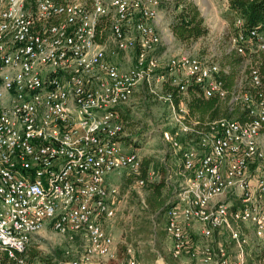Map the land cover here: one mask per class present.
Segmentation results:
<instances>
[{"label": "built area", "instance_id": "obj_1", "mask_svg": "<svg viewBox=\"0 0 264 264\" xmlns=\"http://www.w3.org/2000/svg\"><path fill=\"white\" fill-rule=\"evenodd\" d=\"M160 21L159 0H0V264H42L26 251L46 223L70 242L85 239L59 264H144L131 246L118 257L101 219L115 214L110 174L126 170L140 187L156 177H139L141 156L121 147L119 108L140 85L156 93L152 83L166 80L181 96L197 85L245 112L200 122L182 97L161 94L172 108L161 136L179 157L164 204L172 264H264V254L250 259L245 231L264 244V30L236 20L230 48L249 65L226 88L222 67L195 53L160 62ZM106 41L129 54L128 68ZM189 135L197 142L179 140Z\"/></svg>", "mask_w": 264, "mask_h": 264}, {"label": "rangeland", "instance_id": "obj_2", "mask_svg": "<svg viewBox=\"0 0 264 264\" xmlns=\"http://www.w3.org/2000/svg\"><path fill=\"white\" fill-rule=\"evenodd\" d=\"M177 1L180 0H159V12L165 26L180 10ZM189 1L198 6L208 32L184 47L193 54L217 62L223 68L234 54L229 41L236 31V26L228 12L229 0ZM106 44L110 54L114 51V56H123L124 53H118L110 41H106ZM258 54L261 59L264 57V51ZM166 55H169V52ZM248 65L246 59L234 62L236 75L244 77ZM159 72L158 70L156 74ZM152 85L156 86V93L150 91L146 85H140L129 100L119 108L120 111L128 110L130 119L128 124H125L123 120L124 134L132 137L128 139L122 135L120 145L124 150H136L141 158H151L153 164L162 163L164 165L166 163L164 167L168 171L175 169L179 161L178 154H175L171 145L163 141L161 136L162 130H170L172 127V108L161 97L162 84L153 82ZM150 166L154 165L150 164ZM108 182L118 187V194L112 198L115 214L109 219H101V224L114 238L116 245L131 246L135 258L144 264H159L157 261L159 255L163 257L164 264H172L173 260L169 253L170 241L165 237L164 232L165 216L146 210L144 187L138 186L133 177L127 175L126 170L110 174ZM245 231L250 236V245L247 247L250 259H257L264 254V244L252 237L249 229ZM84 245L85 239L81 235H75L73 241L70 242L63 235L48 228L42 232L33 246L38 252L35 259L45 264L46 262L42 261L41 257L50 254L58 259H74L82 252ZM68 248L70 254L66 256L63 253ZM118 257H127V255L119 254ZM98 263L113 264V261L101 259Z\"/></svg>", "mask_w": 264, "mask_h": 264}, {"label": "trees", "instance_id": "obj_3", "mask_svg": "<svg viewBox=\"0 0 264 264\" xmlns=\"http://www.w3.org/2000/svg\"><path fill=\"white\" fill-rule=\"evenodd\" d=\"M177 3L178 6H180V10L174 15L169 24L170 31L176 41L182 44H188L189 42L196 41L201 36H204L208 32V28L204 24V19L198 6L189 0H180L177 1ZM228 12L233 19V23H236V20L238 19L242 21V27L245 30L250 28L264 30V0H229ZM97 40L102 41L103 39L98 37ZM231 56L233 57H230L227 63V65H229V71L227 73H222L221 75V79H223L226 88L232 86L234 79L237 76L233 67L234 62H241V60H244L243 56L237 55L236 53ZM162 91L170 92L175 103H178L179 99L182 97L186 103L189 117H195L200 122L223 116H233L239 120H243L245 114L244 111L238 108L229 111L224 101L219 100L218 98H205L197 85L188 86L186 90L187 97H183L179 94L177 87L171 85L169 80H166L162 83ZM127 112V109L120 111V116L125 121V124H128V120L130 119ZM126 138L131 139L132 137L126 136ZM191 138L193 143L198 140L195 135L180 136L179 140L184 142L185 139ZM152 161L151 158H142L140 173L138 175L139 177L146 179L149 169L152 168L156 172V177L152 181L146 180L144 185L141 186L144 187L146 192L144 205L146 210H149L152 213L157 212L158 215H164V204L171 190V186L168 181H166L168 171H166L164 167L166 164H153ZM150 164L154 166H150ZM131 176L135 180V176ZM127 247V245H118V255H127ZM63 254H65V251ZM26 255L28 258L33 259L38 255V252L36 249H32L31 246H28ZM41 260L46 262L45 264H59V260L65 261L54 257L52 254L41 257ZM8 264H15V262L10 261Z\"/></svg>", "mask_w": 264, "mask_h": 264}, {"label": "crops", "instance_id": "obj_4", "mask_svg": "<svg viewBox=\"0 0 264 264\" xmlns=\"http://www.w3.org/2000/svg\"><path fill=\"white\" fill-rule=\"evenodd\" d=\"M228 5V3H227ZM171 21L167 22L166 23V26H165V23L163 21H160L158 23V29L160 31H162L163 33V38H162V42L160 45H158L157 49L154 51V55L160 60V62H164L166 61L171 55H174V54H177L179 52H190L188 48H185L184 45L186 46V44H180L178 41H176V39L174 40V37L170 31V28H169V24H170ZM170 36V37H169ZM177 42V43H176ZM177 44V46H176ZM167 52H169V55H166ZM119 53V52H118ZM109 57L117 62L122 68H128L129 65H130V62H129V54L128 53H124L123 56H114L113 54H110L109 52ZM126 58V59H125ZM255 60V57H253V59L251 58V61ZM261 63V61H260ZM262 69L264 67V63L262 62ZM229 71V65H225L223 68H222V73H227ZM237 77V76H236ZM183 97H187V94L183 95ZM122 119V117H121ZM123 121V119H122ZM126 136V134L123 133V136ZM263 136V140H264V134L262 135ZM166 164V163H164ZM167 165V164H166ZM177 167H175V169H171V170H168V172H171V176L173 179H177L179 178L177 176V171L179 169V161H177ZM52 229L51 228V225L49 223H46L40 230H38L32 237V240L29 244V246L32 247V249H35L36 247H34L33 245L35 244V242H37V239L39 236H41L42 232L46 231L47 229ZM118 246V245H116ZM97 264H99L97 262Z\"/></svg>", "mask_w": 264, "mask_h": 264}]
</instances>
